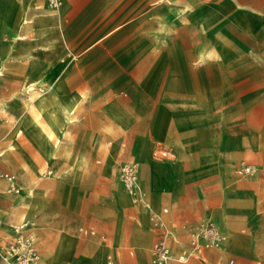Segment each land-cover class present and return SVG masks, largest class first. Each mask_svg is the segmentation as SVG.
Segmentation results:
<instances>
[{"label": "rangeland", "instance_id": "1", "mask_svg": "<svg viewBox=\"0 0 264 264\" xmlns=\"http://www.w3.org/2000/svg\"><path fill=\"white\" fill-rule=\"evenodd\" d=\"M72 1L75 7L74 25L89 24L79 39V43H76L74 47L77 52L85 50L93 39L97 38L96 34L98 33L95 32V29L98 24L108 23L114 19L117 20V30L114 34L117 37L126 34L125 44H128L129 52L138 50L146 43L145 37H149L147 56L141 62L140 60L134 62L127 73L129 78L134 80V84L138 86L132 90L129 89L128 96L133 97L137 102L140 99L141 91L154 83V77L156 82L153 85L161 86L164 84L167 79V71L172 70L170 68L171 59L179 62V64L181 62L182 57L172 46L173 43L170 39L172 32L169 29V23L179 24L184 20L183 14L188 15L193 9L202 7L208 10L210 16L206 30L209 31V36L205 42H198L201 33L197 24L191 33L182 32L181 36L177 35L179 33L175 34L177 41L181 39L180 51L185 52L197 43L196 48L194 47L192 50V55L202 44L207 47L206 50L209 54L205 62L201 63L198 68L194 66L195 69H193L197 73L198 87L209 88L213 92L211 105L208 108L201 107L196 110L195 140L202 145H207L209 139H215L217 134L225 138L224 140L231 141L228 142L230 150L225 153V158L222 160L216 157L203 158L199 149H197L196 157H189L191 164L197 166L199 172L205 173L219 168L222 174V184H219L215 189L208 191L204 188L201 191L200 185L197 186L199 194L205 200L199 204L205 213L200 219L215 223L228 239V243L221 247L219 253H224L230 248H239L251 252L256 247L254 243L257 246L264 243L262 236H253L248 222L255 215H264V196H259V191H264V39L261 42L256 37L257 31L260 35L259 39L264 38V22L263 16L255 12L264 10V0H236L245 7L237 6L232 0H160L163 9L152 13L143 22H139L138 29L133 28L135 27V18L130 17L132 12L129 11L124 20H121V16L131 7L139 5L140 0ZM157 1L159 0L149 1L148 5L152 7ZM26 4L27 0H24L23 4L19 3L18 0H0V69L3 71L0 100L5 101V104L0 102V152L5 149L0 153V163L6 165L11 170L6 168L10 175H14L19 180L21 185H18V188L22 186L14 194H10L9 190L5 191L1 188L0 196L8 199L13 206L25 212V219L20 221L18 225L23 224L28 221L29 217L33 216L29 218V224L20 231L24 236L33 238V240L31 239L33 246L39 255L38 264H77L80 252V244L75 243L78 238L77 235L83 240L88 239L89 237H86L81 230L86 229L90 233L92 231L90 225L99 224L84 214V210L94 198V194L95 196H99L98 193L106 194L99 197L104 203L103 206H89L92 212L101 216H120L122 208L126 204H130L123 209L126 221L134 219L136 207L141 215L155 210L156 204L151 196L153 189L158 187L170 190L173 184L166 169L175 157L170 144L181 147V140L185 133L182 131L183 123L180 125L171 123L167 114L157 120V124H154L153 121L149 125L147 133L141 126L135 136H133V132L136 124L128 127L131 123L130 119L124 120L122 116L115 114L116 126L120 129L118 130L96 114L95 108L86 104L85 99L86 90L92 81L85 77L72 78L73 69L79 64L82 54L78 57H76L77 55H69L71 60L74 59L73 57L76 58L69 66L59 68L61 62L65 61L64 55L68 54L67 45L62 42L60 33L63 35L65 19L71 15L73 10L70 0H63L60 10L57 12L47 7L48 11L57 14L58 18L54 27L48 30L37 28L40 17L28 12L30 8H26L24 14L28 22L20 24ZM43 6L46 7L47 5L43 2ZM98 14L100 18L95 19ZM215 26L220 28L216 30L213 28ZM195 36L199 37L196 38ZM251 38L255 39V43L247 42ZM35 45L38 46V51L36 54H32L31 49ZM233 45L240 47L235 51V54L232 51ZM94 48L96 47L87 53L92 52ZM163 53L169 57L156 66L159 60L157 57L160 58ZM28 55L34 57L28 60ZM227 60L230 61V64H228L229 61L226 62ZM52 70L56 73L49 76ZM177 70H183L181 64ZM153 71L155 75L150 79L147 87L142 89L138 82H143L144 78ZM226 71L229 75L226 74ZM182 75H189L188 70L185 69ZM39 78L44 79V83L43 88L37 90L36 95L46 93L47 90L58 84L60 95L68 100L73 101L77 98L80 100L75 109L73 121L64 125L63 134L58 131L59 144L53 149L51 159L45 165L44 156L38 154L35 147L41 138L39 129L26 118L30 108L27 105V100H25L26 93L22 90L20 96L8 100L14 90H21L23 85ZM215 98L222 99V102L216 104ZM219 100L217 101L219 102ZM203 102V98L199 96L197 90L196 103L203 106L205 104ZM26 106H28L27 110H25ZM154 128L157 129V132ZM83 131L91 133L95 140L91 141L85 154L79 155L76 166L72 163L74 158H69L57 165L55 160L62 144H70V137L75 133L81 134ZM5 137H8L7 142L3 141ZM149 137H158L154 140L155 148L152 151L148 150ZM242 141V144L245 145L243 151L240 145ZM27 143H31L34 147L33 157L32 154H29L31 150ZM116 144L120 147L119 150ZM232 144L234 146H231ZM47 146L51 149V145ZM128 147L131 159L137 161L139 167L141 166L143 169L141 177L139 176L140 171L138 172V185L143 199L150 203V209H146L142 203H132L121 184L122 182L119 181L120 166L126 160L124 155ZM163 149L170 153L171 158L165 157L162 152ZM22 150H27L28 155L23 156ZM242 162L255 165L257 174L250 180H245L236 174ZM149 167L165 170V174L159 178H150L149 172H146ZM62 180H65L67 184L72 183L82 193L81 203L78 206L80 210L77 215L80 221L76 224L75 222L68 223L73 225L70 228L75 231L60 223L49 225L58 209L51 211L45 208L48 202L46 192L52 181L57 183ZM236 182L249 185L238 187ZM72 192L74 202H76V192L74 190ZM121 195L125 200L124 205L120 202ZM218 196L221 203L217 199ZM206 202H212L211 206H216L219 203L220 205L209 209L206 208ZM67 204L71 205L70 202ZM176 212L177 210H171L168 206L161 208L162 214H170L172 217ZM3 213L4 211L1 212V216ZM37 218L41 222L45 221L48 226L31 228V232L28 234V227L37 226ZM149 219L153 221V239L148 231L139 229L138 220H135V228L131 234L133 246L149 248L156 238L161 236V238H166V231L158 218V213H150ZM11 225V227L4 228L3 225H0V231H2L0 236L8 237L5 243L1 245L2 255L8 257L6 264L12 260L8 256L7 244L15 237V235L10 237L9 235L12 230L14 231V227L18 226L14 223ZM180 226L187 230L190 229L189 235L196 232L200 227L193 228L188 220L181 223ZM102 230L109 232L107 227L101 228L100 231ZM107 238H109V234ZM44 242H48L50 251L47 250L48 252H46L43 247ZM168 244L171 248L170 240H168ZM71 245H75V247L73 248ZM133 251L135 252L134 249ZM205 258L203 264H205ZM260 261L264 263L262 260ZM97 264H108V258L99 257Z\"/></svg>", "mask_w": 264, "mask_h": 264}, {"label": "crops", "instance_id": "2", "mask_svg": "<svg viewBox=\"0 0 264 264\" xmlns=\"http://www.w3.org/2000/svg\"><path fill=\"white\" fill-rule=\"evenodd\" d=\"M42 1L46 4L45 0ZM232 1L239 7H245L240 5L236 0ZM70 2L72 4L73 10L71 12V15L67 19H65V28L63 35L62 33H60L62 42L64 43V45H67L68 54L64 55L65 61L61 62V66L59 68H65L66 66H69V64L76 57L82 54L79 64L76 65L73 69L72 78L85 77L92 81L88 90H86V104L91 107L93 106L95 108L96 114L104 118L108 123L113 125L118 130L120 129L116 126L117 123L114 118L115 114L122 116L124 120L130 119L131 123L128 127L136 124L133 136L136 135L141 126L143 127L145 133H147L149 125L153 121L154 124H157L156 121L162 118L165 114L169 116L171 123L179 125L183 123L182 131L185 133L182 137L183 142L181 140V147H178L175 144H170L175 157L170 161L166 169L168 171L167 175L172 180L173 184L170 190L158 187H155L153 189L151 196L153 197V200L156 204L155 210H151V212L141 215L139 214L138 208L136 207V209H134L136 212L134 219H132L131 221H126L125 215L123 214V209L130 206V204H126L123 206L122 214L120 216H101L92 212L89 209V206H103L104 203L100 200L99 197L100 195L103 196L106 194L98 193L99 196H95L94 194V198L87 204V207L84 210V214L86 217L94 219L99 224H91L90 227L92 228V231L90 233H88L86 229L81 230L86 237H89L88 239L83 240L79 235H77L78 238L76 244H80L79 259L77 260V264H97V260L99 259V257H107L108 259H110V263L108 264H154L151 261L152 248L155 242L162 236L156 238L153 243L151 241L152 245H150L149 248L135 247L131 244V234L135 228V220H138L137 226L139 227V229L145 232L148 231L153 239L154 227L152 219H149V214L154 212L158 213V218L163 223V228L166 231L167 239L165 238V240L167 244L168 240H170L171 243V248L168 244L171 256L164 262V264H203V259L205 257L209 258L208 264H256L259 260H262L264 262V243L259 246H256V244L254 243V246L256 247L251 252L239 248H230L224 253H219L221 247H211L208 249L202 247L196 251L189 243L190 235L188 234V231L190 229L187 230L185 227L180 226L181 223L186 222L187 220L195 229H197L201 224L205 223L203 219H200V217L204 216L205 213L202 207H199V204L205 200L199 194L197 186L200 185L199 187H201V191H203L204 188L209 191L218 187L219 184H222V174L220 173L219 168L217 170L205 173L199 172L198 167L194 164H191L189 157H196L197 149H199L200 153H202L203 158L216 157L217 159L222 160L225 158V153L230 150V145L228 144V142L231 141L224 140L225 138L218 136L217 134V137L215 139H209L207 145L200 144L194 138L196 136V110L201 107L208 108L209 105H211L213 99V92L211 91V89H202L198 87L196 80V71H188L189 75L186 76L182 75L181 71L175 73L173 72V70H168L166 77L167 79L164 84L161 86L157 84L153 85L156 82V79L154 77V83L147 89H143L141 91L140 99L138 102L133 97L126 95V91H124V93H119V95H116L115 89L121 87L126 79H130L127 73L133 66V63L139 60L141 62L142 59L147 56V47L150 39L149 37H145L146 43L142 45V47H140L135 52H129L127 48L128 44H125V41L127 40L125 37L126 34L118 37L116 34H114L117 30V20L114 19L112 21H109L108 23L104 22L98 24L97 28L95 29V32L98 33L96 34L97 38L93 39V41L85 50H83L82 52H77L74 47L76 43H79V39H81L89 24L81 23L80 25H74L75 23L73 21V14L75 11V7L73 6V1L70 0ZM147 3V0H140V4L136 7H131L128 11H126L121 16V20L126 19V14H128L129 11L134 12L138 9V7L140 8L145 4L147 5ZM32 4L33 6L29 9L28 12H32L38 17L47 16L48 14H50L47 6H37L36 0H32ZM255 12L263 16L262 18L264 22V10H258ZM96 18L99 19L100 15L98 14L97 16H95V19ZM44 27L45 25L42 24L37 26V28L39 29H42ZM133 28L138 29L137 27ZM180 44L181 39L177 41V46L173 49H175V51H178L179 55L182 57L181 60H185L187 57H189V55H191L192 50L197 43L195 45H192V47L185 52L180 51ZM93 47L96 48H94L92 52L87 53V51H89ZM238 49L240 48L234 46L232 48L233 53L235 54V51H237ZM31 50L32 54H36L38 51V46L35 45ZM69 55L77 56L73 57L74 59L71 60ZM157 58L159 59V57ZM228 61L229 60H227L226 62L228 63ZM126 62L131 63L130 67H127L125 65ZM228 64H230V61ZM55 73L56 71L52 70L49 73V76H52ZM226 74L229 75L228 72ZM197 90L199 92V96L203 98V103H205L203 106L197 105L196 103ZM219 99L220 98H215L216 104L222 102V99ZM217 100H219V102ZM31 104V101H27L28 106H30ZM28 106H26L25 110L28 109ZM154 130L155 132H157L156 128H154ZM212 135L214 136V134ZM7 138L8 137H5L3 141L7 142ZM156 139H158V137H149V151L154 150V140ZM94 140L95 139L94 137H92L91 133L84 131L81 134L75 133L72 137H70V144H62V147L58 151V157L56 158L55 162H57V165H60L67 159L74 158V161L72 163H74V166H76L79 155L81 153L85 154V151H87V147L89 146L91 141ZM243 141L240 143L242 151L245 148V145L242 144ZM52 142L50 141V144H52ZM238 144H236V146H238ZM27 145L31 150V153H29L27 150H22L23 156H27L28 153L33 154L34 152L33 145L31 143H27ZM116 146L119 150L120 147L117 144ZM122 146H124V144H122ZM231 146H234V144H232ZM129 147L126 154L124 155L126 159L124 161H132ZM251 165L255 167L254 164ZM6 168V165L0 163V171L10 175V172H8ZM139 168V176L141 177L143 169L141 166ZM146 172H149V170H146ZM236 174L238 175L237 172ZM256 174L257 172L251 177H241L245 180H250ZM12 176L14 177V175ZM14 179L17 186L21 185L16 177H14ZM236 184L238 185L237 182ZM8 186V180L4 177H0V188L8 191ZM21 187L19 189H21ZM73 190L77 195L76 202H74V198L72 195ZM207 193L205 192V194ZM10 194L14 193L11 192ZM46 195L48 197V202L45 208L51 211L58 209V212L50 220V226L60 223L70 228L73 225H69V222H75L76 224L80 221L79 218H77V215L80 210L78 206L81 203L80 199L82 197V193L72 183L67 184L65 180L57 183L52 181L48 191L46 192ZM262 195L264 196V191H259V196ZM217 199H219L221 203V199L219 196L217 197ZM68 202H70V206L67 204ZM211 203L212 202H206V208L208 207L209 209H212L220 205L219 203L216 206H211ZM163 206H168L171 210H177V212L174 214V217H172V215L170 214H162L161 208ZM18 209L19 208L13 206L8 199L0 196V225L10 226L11 224L9 223L18 225V223H20L17 218L19 213L16 210ZM3 211L4 213L1 216V212ZM14 212L16 216L14 215ZM14 217L16 219H14ZM248 222L249 229L253 236H262L264 239V215H255ZM47 226L48 225H46L45 221L41 222L37 218V226L28 227L27 232L28 234H30L31 228H40ZM103 227H107L109 232L106 230L100 231ZM70 229L74 230L73 228ZM0 234H2V231H0ZM15 234L16 232L12 230L9 237ZM108 234L109 238H107ZM7 238H4L3 235L0 236V264H6L2 257L1 245L5 243V240H7ZM227 243L228 239H226V241L221 246L226 245ZM133 249L135 250V252L133 251ZM182 253L187 254V258L184 262L177 260V256Z\"/></svg>", "mask_w": 264, "mask_h": 264}, {"label": "bare ground", "instance_id": "3", "mask_svg": "<svg viewBox=\"0 0 264 264\" xmlns=\"http://www.w3.org/2000/svg\"><path fill=\"white\" fill-rule=\"evenodd\" d=\"M19 3H22L23 4V1L24 0H18ZM149 1H156V0H147V2ZM169 1V0H168ZM210 1V0H209ZM36 3H37V6H41V7H44L43 6V2L42 0H36ZM63 3V0L60 4V6L56 9H53L54 11H58L60 10L59 8L61 7ZM162 3V2H161ZM160 3V0L155 2L154 5H152V7H150V5H143L142 7L138 8L137 10H135L134 12L131 13L130 17H134L135 18V21H134V25L135 27H137L138 24H140L139 22H143L144 20H146V18L151 15L152 13L156 12V11H159V10H162L163 9V5ZM173 4V3H172ZM33 6L32 4V0H27V4L26 6L24 7L23 9V18H22V21L20 24H23V23H27L28 21L26 20V18L24 17V14H25V11H26V8H31ZM186 8V7H184ZM183 8V9H184ZM37 9V8H36ZM39 10V9H38ZM62 10H65L62 8ZM67 10V9H66ZM214 14V13H213ZM209 12L206 8H202V7H199L197 9H193L192 11H190V13L187 15V14H183V17H184V20L182 22H180L179 24H175L174 22H170L169 23V29L172 33H170V39L173 43V47L176 48L177 46V38L175 37V34L176 33H179L177 35L181 36L180 34L182 32L184 33H191L192 31H194V26L195 24H197L199 26V32L201 33L200 37H196L198 38V42H205L206 39L208 38L209 36V31L206 30V26L208 24V19H209ZM235 17V16H234ZM57 14L55 13H50L48 14L47 16H40V18L38 19V25L42 24V25H45L44 28L42 29H50L52 27H54V25L56 24L57 22ZM128 22V21H127ZM21 26V25H20ZM163 26V25H162ZM235 26V25H234ZM120 26L118 25V28ZM241 27V26H240ZM214 29L218 30L220 27L218 26H215L213 27ZM247 28V27H246ZM161 29V28H160ZM168 30V29H167ZM259 30V29H258ZM158 32V31H157ZM162 32V31H161ZM244 32V31H243ZM221 33V32H220ZM176 35V36H177ZM256 37L259 41H263V37H260V35L258 34V32L256 31ZM20 38V37H19ZM225 41V40H224ZM223 41V42H224ZM231 41V40H230ZM248 43L251 42V43H255V39H249L247 41ZM259 43V42H258ZM227 45V44H226ZM166 46V45H165ZM211 46V45H210ZM234 46V45H233ZM172 48V47H171ZM196 48V47H195ZM240 48V47H239ZM207 47L202 44L200 47L197 48L196 52L194 53V55H189V57H187L185 60H181L180 64L182 66V69L181 70V73L187 69L188 71H192L193 69L195 68H198V66L205 62L206 59L209 57L208 55V51L206 50ZM209 49V48H208ZM210 52V51H209ZM166 53V52H164ZM163 55L159 58L156 66H158L162 60H164L165 58L169 57L167 55ZM29 54V53H28ZM218 56V55H217ZM25 57H27L25 55ZM34 56L33 55H28V60H31ZM221 59V58H220ZM146 60V59H145ZM170 68L173 70V72L177 73L179 72V70H177V67L180 65L179 62L177 63V61H175L174 59H171L170 60ZM210 64V63H209ZM125 65L127 67H130L131 63L130 62H126ZM195 66V68H194ZM155 70V69H154ZM165 70V69H164ZM122 73V72H121ZM155 72H151L150 74H148L146 76V78H144V81L143 82H138L140 84V87L143 88H146L147 85H148V82L150 81V79L153 77V75ZM2 76H3V71L0 69V85H1V82H2ZM43 83H44V79L42 78H39V79H36V80H31L29 83L25 84L22 86V89L21 90H14L12 92V94L8 97V100L16 97V96H20V92L22 90H24V92L26 93V97H25V100L27 101H31L32 104L30 105V108L27 112V115H26V118L28 121H30L33 125H36L39 129V135L41 136V138H39V141L37 143V146L36 147V151L38 154L40 155H43L44 156V165L46 163H48L51 159V156H52V151L53 149H55L58 144H59V135H58V131H60L61 134L64 133V125L67 124V123H70L73 121L74 119V113H75V109L77 108V106L79 105V98L77 99H74L73 101L72 100H68L67 98L63 97L62 95H60L59 93V89H60V86L58 84H55L54 87L52 88H48L49 90H47L46 93H41V94H37L36 95V92L37 90L39 89H42L43 88ZM134 80L132 79H126L124 81V84L119 87L118 89H115L116 92L115 94L116 95H119V93H124V91H126V95H129L130 93V90L134 89V88H137L138 86L136 84H134ZM130 89V90H129ZM137 90V89H136ZM9 93V92H8ZM7 93V94H8ZM122 95V94H121ZM124 96V95H123ZM127 97V96H126ZM122 98V97H121ZM0 102L2 104H5V101L2 99L0 100ZM163 128V127H162ZM161 132V131H160ZM141 133V131H140ZM160 136V135H159ZM53 140V142H52ZM50 141L52 142V144H50ZM46 143V144H45ZM47 145H51V149L48 148ZM162 152L164 153L165 157H168V158H171L170 157V153L163 149ZM32 157H33V154H32ZM133 162H136L138 165L139 163L135 160H132ZM44 170V169H43ZM149 170V177L150 178H159L161 176H163L165 174V170H162L160 168H157V167H149L148 168ZM42 178V177H41ZM38 181V180H37ZM120 181V180H119ZM121 183V182H120ZM122 184V183H121ZM139 180H138V183H137V186H136V190H135V193H130L128 192L125 187V191L126 193L129 195L132 203H135L138 204V203H142L143 206L146 208V209H150L151 206H150V203L147 202L145 199H143L142 195H141V192L139 190ZM36 185V184H35ZM123 185V184H122ZM145 185V184H144ZM246 185H249V184H246ZM244 184H238L237 186L239 187H242V186H246ZM253 185V184H251ZM146 186V185H145ZM1 189V188H0ZM23 195V194H22ZM12 200V199H11ZM237 201V200H236ZM120 202L121 204H125V200H124V197L123 195H121V199H120ZM237 203V202H236ZM14 209V208H13ZM15 210V209H14ZM18 220L19 221H22L25 219L26 217V214L23 210H21L20 208L18 210ZM12 212V211H11ZM14 215H15V212H14ZM16 216V215H15ZM13 217V216H12ZM14 219H16L14 217ZM224 221V220H223ZM27 222V221H25ZM24 222V223H25ZM207 222H211L214 226H216L217 228H219L215 223H213L212 221H207ZM23 223V224H24ZM9 224H12V223H9ZM21 224V225H23ZM21 225H18V226H15L14 227V231H16ZM12 226V225H11ZM11 226H3L4 227H11ZM220 229V228H219ZM236 234V233H235ZM31 237V236H30ZM31 239L33 240V238L31 237ZM258 241V240H257ZM232 242V240H231ZM74 243V242H73ZM71 243V244H73ZM76 243V242H75ZM53 246V244H50ZM72 246V245H71ZM257 246V245H256ZM43 247L44 249L46 250V252H48L47 250H49V245H48V242H44L43 243ZM73 248L75 247V245L72 246ZM222 247V246H220ZM72 248V249H73ZM206 249H208L207 247H204ZM70 250V249H69ZM50 251V250H49ZM49 254V253H48ZM73 255V254H72ZM9 257H11L12 260H10L11 262L9 264H18L16 263L15 261V258L14 256L12 255H8ZM3 260L6 262L8 261V257L6 256H3ZM45 257V256H44ZM52 257V256H51ZM213 257V256H212ZM38 258H39V255L37 257V263H38ZM50 259V258H49ZM53 259V258H52ZM216 259V258H215ZM218 259V258H217ZM51 260V259H50ZM50 262V261H49ZM212 262V261H211ZM217 262V260H216ZM46 263V262H45ZM48 263V262H47ZM108 263H110V259H108ZM154 263V262H153ZM209 263V258H205V264H208ZM154 264H157V263H154ZM164 264V263H162ZM215 264V263H214ZM256 264H264L262 263L260 260L257 261Z\"/></svg>", "mask_w": 264, "mask_h": 264}, {"label": "built area", "instance_id": "4", "mask_svg": "<svg viewBox=\"0 0 264 264\" xmlns=\"http://www.w3.org/2000/svg\"><path fill=\"white\" fill-rule=\"evenodd\" d=\"M47 7L56 9L60 6L62 0H45ZM41 90V89H39ZM139 165L133 161H124L119 170V179L125 189L130 193H135L139 180ZM240 176L251 177L256 173V168L245 162L240 163L237 170ZM0 177L8 180V190L17 192L19 190L14 177L0 171ZM29 221L21 225L15 232V237L7 244V250L14 256L18 264H38V253L33 246L31 237L24 236L20 229L27 226ZM226 241L225 234L211 222L202 224L196 232L190 234L189 243L197 251L202 247H220ZM171 256L169 246L165 238L158 239L152 248V262L157 264L164 263ZM187 258L186 253L177 256V260L184 262Z\"/></svg>", "mask_w": 264, "mask_h": 264}]
</instances>
